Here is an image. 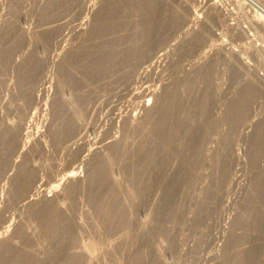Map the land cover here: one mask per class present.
I'll use <instances>...</instances> for the list:
<instances>
[{"label":"rangeland","instance_id":"obj_1","mask_svg":"<svg viewBox=\"0 0 264 264\" xmlns=\"http://www.w3.org/2000/svg\"><path fill=\"white\" fill-rule=\"evenodd\" d=\"M261 10L0 0V264H264Z\"/></svg>","mask_w":264,"mask_h":264},{"label":"bare ground","instance_id":"obj_2","mask_svg":"<svg viewBox=\"0 0 264 264\" xmlns=\"http://www.w3.org/2000/svg\"><path fill=\"white\" fill-rule=\"evenodd\" d=\"M250 1V0H249ZM252 3V2H251ZM252 5H254L253 3H252ZM255 6H256V4H255ZM173 9V8H172ZM259 9V8H258ZM264 11V10H263ZM262 10H261V12H263ZM264 13V12H263ZM176 96H172V98H171V100H170V102H171V107H172V105L175 103V98ZM167 102L169 101V100H166ZM168 105V104H167ZM167 109H169V108H167ZM167 111V110H166ZM169 118H174L175 119V117H174V115L172 114V111H171V113H169V115L168 116H165L164 118H163V121H162V124H164L165 123V121L167 120V119H169ZM173 120V119H172ZM172 127V126H171Z\"/></svg>","mask_w":264,"mask_h":264}]
</instances>
